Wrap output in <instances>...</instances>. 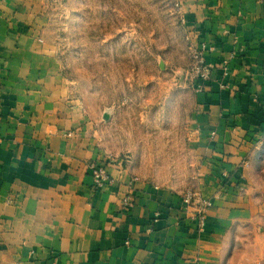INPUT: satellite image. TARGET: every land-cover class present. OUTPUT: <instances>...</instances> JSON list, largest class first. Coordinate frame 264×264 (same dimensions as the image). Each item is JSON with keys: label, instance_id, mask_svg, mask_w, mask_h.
<instances>
[{"label": "crops", "instance_id": "obj_1", "mask_svg": "<svg viewBox=\"0 0 264 264\" xmlns=\"http://www.w3.org/2000/svg\"><path fill=\"white\" fill-rule=\"evenodd\" d=\"M176 1L214 67L189 133L204 227L103 148L50 35L60 0H0V264H264V0Z\"/></svg>", "mask_w": 264, "mask_h": 264}, {"label": "rangeland", "instance_id": "obj_2", "mask_svg": "<svg viewBox=\"0 0 264 264\" xmlns=\"http://www.w3.org/2000/svg\"><path fill=\"white\" fill-rule=\"evenodd\" d=\"M102 145L154 183L194 191L196 59L176 0H60L51 34Z\"/></svg>", "mask_w": 264, "mask_h": 264}, {"label": "built area", "instance_id": "obj_3", "mask_svg": "<svg viewBox=\"0 0 264 264\" xmlns=\"http://www.w3.org/2000/svg\"><path fill=\"white\" fill-rule=\"evenodd\" d=\"M207 46L201 43L193 48L195 59H196V71L194 77L193 88L196 93H201L204 91L205 84L208 82L214 72V67L207 63L205 58ZM89 171L92 177L93 187L95 189L102 188L108 185L112 179L108 173L107 167L101 164L93 163L89 166ZM200 200L199 195L195 191H187L184 203L187 206L197 204L198 211L196 217L199 219L200 228L205 225V217L208 208L211 203L207 200ZM123 208L129 210L133 207L134 202L129 197L125 198L122 202Z\"/></svg>", "mask_w": 264, "mask_h": 264}]
</instances>
